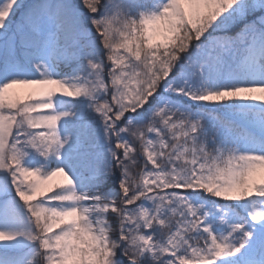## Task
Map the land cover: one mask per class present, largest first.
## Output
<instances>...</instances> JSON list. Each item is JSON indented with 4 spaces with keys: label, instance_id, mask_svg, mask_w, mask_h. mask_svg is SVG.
I'll return each mask as SVG.
<instances>
[{
    "label": "snow or ice",
    "instance_id": "1",
    "mask_svg": "<svg viewBox=\"0 0 264 264\" xmlns=\"http://www.w3.org/2000/svg\"><path fill=\"white\" fill-rule=\"evenodd\" d=\"M0 264H264V0H0Z\"/></svg>",
    "mask_w": 264,
    "mask_h": 264
}]
</instances>
